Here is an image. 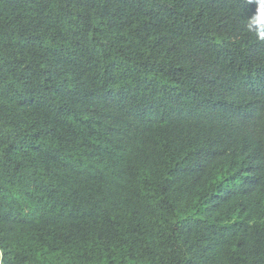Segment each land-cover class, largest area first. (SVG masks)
I'll use <instances>...</instances> for the list:
<instances>
[{
    "label": "trees",
    "instance_id": "16d2710c",
    "mask_svg": "<svg viewBox=\"0 0 264 264\" xmlns=\"http://www.w3.org/2000/svg\"><path fill=\"white\" fill-rule=\"evenodd\" d=\"M259 0H0V264H264Z\"/></svg>",
    "mask_w": 264,
    "mask_h": 264
},
{
    "label": "clouds",
    "instance_id": "9594fccd",
    "mask_svg": "<svg viewBox=\"0 0 264 264\" xmlns=\"http://www.w3.org/2000/svg\"><path fill=\"white\" fill-rule=\"evenodd\" d=\"M259 4L261 7H258L257 15L248 21L246 29L254 32L258 40L264 41V0H259Z\"/></svg>",
    "mask_w": 264,
    "mask_h": 264
}]
</instances>
